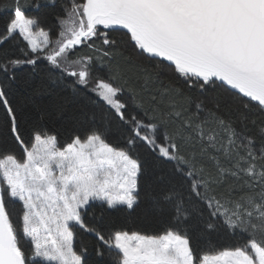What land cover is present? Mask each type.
Returning <instances> with one entry per match:
<instances>
[{"label": "snow or ice", "instance_id": "1", "mask_svg": "<svg viewBox=\"0 0 264 264\" xmlns=\"http://www.w3.org/2000/svg\"><path fill=\"white\" fill-rule=\"evenodd\" d=\"M69 4L0 0V264H264V0Z\"/></svg>", "mask_w": 264, "mask_h": 264}, {"label": "trees", "instance_id": "2", "mask_svg": "<svg viewBox=\"0 0 264 264\" xmlns=\"http://www.w3.org/2000/svg\"><path fill=\"white\" fill-rule=\"evenodd\" d=\"M61 4H64L68 7H70L69 0H59ZM10 13L0 10V29L3 28L4 23L8 20ZM42 26L45 28V30L53 29L52 39L54 40L56 38V33L58 31L55 20L52 17L47 18L46 20L42 19ZM51 48V45L49 46V50ZM87 50L86 49H77L76 55H83ZM46 99V98H45ZM66 139V136H61V145L64 143V140ZM16 155L18 157L22 158V152L19 148L15 149ZM86 222L90 223V226L94 225V221L92 220L91 213H89V216L86 218ZM114 230H124L128 232H138L140 234H146V235H155L159 233V229L141 218H139L137 215L133 214L131 216H128L126 218H120L115 220L114 223ZM84 241L86 243H89V252H90V258L95 259L94 255V245H95V239L94 237L88 235V234H82L77 232V236L74 239V249L79 252L80 251V242ZM234 244V241H231L227 238L222 237H213L211 243L203 244L201 247L202 249L207 252L208 254H213L215 251L221 250L224 247H229ZM25 247H28L27 242H25Z\"/></svg>", "mask_w": 264, "mask_h": 264}, {"label": "rangeland", "instance_id": "3", "mask_svg": "<svg viewBox=\"0 0 264 264\" xmlns=\"http://www.w3.org/2000/svg\"><path fill=\"white\" fill-rule=\"evenodd\" d=\"M42 39V38H41Z\"/></svg>", "mask_w": 264, "mask_h": 264}]
</instances>
